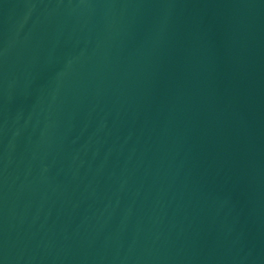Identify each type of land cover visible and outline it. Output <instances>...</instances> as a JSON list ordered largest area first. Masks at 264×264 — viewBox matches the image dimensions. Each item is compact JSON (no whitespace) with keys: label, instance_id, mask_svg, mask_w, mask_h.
Here are the masks:
<instances>
[{"label":"water","instance_id":"water-1","mask_svg":"<svg viewBox=\"0 0 264 264\" xmlns=\"http://www.w3.org/2000/svg\"><path fill=\"white\" fill-rule=\"evenodd\" d=\"M0 264H264V0H0Z\"/></svg>","mask_w":264,"mask_h":264}]
</instances>
